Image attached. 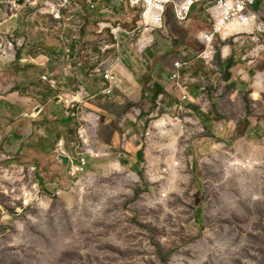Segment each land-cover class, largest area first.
<instances>
[{
    "label": "rangeland",
    "instance_id": "374dc122",
    "mask_svg": "<svg viewBox=\"0 0 264 264\" xmlns=\"http://www.w3.org/2000/svg\"><path fill=\"white\" fill-rule=\"evenodd\" d=\"M40 9L20 0L0 2V43L16 50L60 44L53 28L39 39ZM124 12L130 28L138 12ZM64 38L72 43L70 35ZM216 58L211 66L201 64L206 74L189 70L191 96L199 92L195 101L180 110L164 98L161 109L140 116L137 164H110L77 176L70 167L48 166L41 209L32 207L35 195L25 204L32 208L0 225V264H264V129L246 138L229 130L232 119L242 118L217 112L218 98L232 90L215 76ZM254 81L236 92L253 96ZM154 85L147 82L143 98L153 96ZM79 100L69 126L77 152H85L79 130L88 112ZM250 103L254 112L264 108V98ZM18 193L16 186L15 201Z\"/></svg>",
    "mask_w": 264,
    "mask_h": 264
},
{
    "label": "crops",
    "instance_id": "0c3cea01",
    "mask_svg": "<svg viewBox=\"0 0 264 264\" xmlns=\"http://www.w3.org/2000/svg\"><path fill=\"white\" fill-rule=\"evenodd\" d=\"M74 3L76 7L73 13H77H74L66 35L72 37L75 30H79L85 44L80 45V41L72 40L68 47L63 43L48 46L40 43L31 48L18 47V50L13 47L9 60L0 58V225L3 226L11 225V221H15V214L27 207L41 209L44 191L42 179L48 166L54 170L62 166L69 168V162L65 164L59 159L61 155L69 161L79 156L86 157L85 170L88 172L110 164H137L142 147V134L137 131V126L142 124L140 116L161 109L164 98V104H173L172 108H177L182 93L170 80L174 62L185 56L195 58L201 53L204 46L198 35L211 31L206 3L197 4L185 24H181L174 9L169 8L164 24L167 36L144 34V39L151 37L154 43L144 44L139 50L130 48L127 43L121 62L112 64L113 60L110 59L105 63L97 24L120 22L126 27L127 17L123 14L124 9L130 10L128 4L120 0H107L104 9H101L103 3L97 0L93 1L94 6L83 0H74ZM84 9L89 14L84 13ZM253 9L264 22V0H258ZM41 16L39 39L50 34L47 28L55 29L50 15ZM253 28L244 25L239 28V34L232 32L227 39H221L218 35L215 37L216 63L220 70V74L216 73L215 76L224 83L225 88L227 86L232 90L218 98L216 108L221 115L242 118L239 122L232 119L231 122L235 123H228L229 130L237 138H246L257 129H264V108L254 112L250 103L264 98V78L260 76L261 72L264 75V34H251ZM90 39L92 43H86ZM145 51L149 60L146 59L144 63ZM109 64L113 66L117 82L113 91L105 94L108 82L104 80L101 69ZM201 64L196 61L195 68L190 69L191 74L193 69L206 74L207 68ZM43 77L56 80L57 85L51 87ZM250 78H255L251 85L255 91L253 96L243 89L242 95L236 92ZM149 80L155 83L156 90L151 98H143L144 87ZM79 88L85 94L79 97L78 103L88 112L81 121L90 132L92 152H77L78 147L72 140L73 132L69 126L70 115L65 97L75 94ZM192 93L191 98L195 101L199 92L194 90ZM157 103L159 107L153 109ZM73 114L71 112V116ZM156 127H159L158 123ZM60 142L65 155L58 151ZM16 186L19 201L14 199ZM31 193L38 198L37 204L32 207L31 204L25 205L31 202L25 195ZM16 202H20V207H15Z\"/></svg>",
    "mask_w": 264,
    "mask_h": 264
},
{
    "label": "built area",
    "instance_id": "2783aa9c",
    "mask_svg": "<svg viewBox=\"0 0 264 264\" xmlns=\"http://www.w3.org/2000/svg\"><path fill=\"white\" fill-rule=\"evenodd\" d=\"M91 6H94V0H85ZM104 2L106 0H97ZM126 2L130 10L138 12V17L133 21L130 28L125 27L122 23L116 22L115 24L107 22H99L97 24V34L101 35L100 38V50L105 57V63L110 59L113 60L112 64L121 62L124 46L128 43L134 50H139L144 44L153 43V39L150 37L148 40L143 38L144 34L152 35L153 33H159L162 36H167L166 27L164 24L167 11L171 6H174V11L177 20L181 24H185L193 11V9L200 3H206L208 5L207 13L211 21V31L201 32L198 37L201 40L204 50L199 53L195 58L185 56L183 59L174 62V68L170 75V80L176 83L177 87L182 93L181 103L177 106L178 109L183 110L184 104L188 103L191 98V85L193 79L189 74V70L192 68L196 61L202 62L204 65L211 66L217 55L215 37L218 35L221 39H227L233 32L239 34V28L244 25L254 26L251 34L257 32L264 34V22L261 21L258 15L255 13L253 7L258 0H120ZM24 4L29 7L40 6L41 15H50L52 17V25L58 31V38L61 43L69 46L64 36L67 30L70 28L74 14L72 13L76 7L74 0H24ZM250 34V32H244ZM1 37V32H0ZM74 41H80V45L85 44L81 36V32L75 30V33L71 37ZM13 48L12 43H0V58L9 60L11 56V50ZM112 52V53H110ZM102 56V57H103ZM112 64L103 66L101 71L103 72L104 80L108 82L104 89L105 94H110L117 79L113 73ZM51 87L57 85L56 80L43 77ZM65 94V92H63ZM82 88H79L78 92L71 94V98H78L84 96ZM66 100L68 103L69 113H73L75 109L76 100ZM72 116H75L73 114ZM79 139L86 148L92 152L91 138L87 128H81L79 130ZM58 151L60 154L65 155L62 143H58ZM87 164L86 157L79 156L78 158L70 159L69 167L70 174L77 176L85 171ZM25 197L33 199L35 195L26 194Z\"/></svg>",
    "mask_w": 264,
    "mask_h": 264
},
{
    "label": "water",
    "instance_id": "95a60500",
    "mask_svg": "<svg viewBox=\"0 0 264 264\" xmlns=\"http://www.w3.org/2000/svg\"><path fill=\"white\" fill-rule=\"evenodd\" d=\"M24 0H20V4H23ZM59 159H61L65 164H68L69 160L66 156H59Z\"/></svg>",
    "mask_w": 264,
    "mask_h": 264
},
{
    "label": "bare ground",
    "instance_id": "6f19581e",
    "mask_svg": "<svg viewBox=\"0 0 264 264\" xmlns=\"http://www.w3.org/2000/svg\"><path fill=\"white\" fill-rule=\"evenodd\" d=\"M240 164V161L239 162H237V165H239Z\"/></svg>",
    "mask_w": 264,
    "mask_h": 264
}]
</instances>
